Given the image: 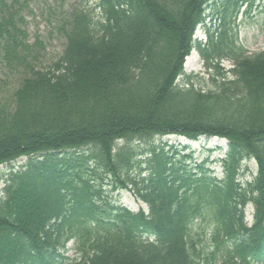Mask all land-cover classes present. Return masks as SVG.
<instances>
[{"label":"trees","instance_id":"obj_1","mask_svg":"<svg viewBox=\"0 0 264 264\" xmlns=\"http://www.w3.org/2000/svg\"><path fill=\"white\" fill-rule=\"evenodd\" d=\"M209 2L99 0L97 18L91 7L75 9L61 56L41 68L43 43L30 42L20 0H0V66L20 79L0 102V165L28 157L4 180L0 264L264 259V51L245 57L224 31L203 55L238 60L235 78L214 79L208 90L193 75L188 86L174 84ZM168 134L227 137L223 177L213 176L209 157L197 162L163 142ZM133 140L148 149L136 154ZM248 159L258 171L244 183ZM108 176L113 190L132 191L148 211L112 200ZM71 241L74 258L64 254Z\"/></svg>","mask_w":264,"mask_h":264},{"label":"rangeland","instance_id":"obj_2","mask_svg":"<svg viewBox=\"0 0 264 264\" xmlns=\"http://www.w3.org/2000/svg\"><path fill=\"white\" fill-rule=\"evenodd\" d=\"M12 0H7L9 3ZM97 0H20V6L22 7L24 14V26L28 31L29 40L34 43L36 39H39L43 43V47L40 50V58L36 61L37 65L41 68H47L51 66L54 61H56L62 54L66 45V36L64 32L65 19H69L70 13L78 8H83L86 6H91ZM217 3V8L222 9V3L224 0H215ZM264 0H257L255 3V9L253 10L252 17H244L246 8H242V14L237 17L238 27H237V39L236 43L238 46L244 47L245 50L251 52H257L264 48ZM18 7L19 4H16ZM210 13V11H209ZM211 25L219 27L221 24L220 17H213V19L208 20ZM198 39L208 41L209 36L204 34L203 30L198 29L195 35ZM216 40V37H215ZM234 61L227 60L224 61L225 66H233ZM204 60L201 58L197 51H193L192 54L186 59V69L187 72L199 73L207 80H204V89L212 86L211 83V73L207 71L204 67ZM18 75H13L9 73L8 69H3L0 66V102L5 103L9 101L12 97L14 91L19 86ZM215 86V85H214ZM156 143L160 142L159 138H156ZM162 141H168L169 144L177 145H188L190 150L193 151L194 156L199 158L201 161L208 155V151L213 152L212 157L223 156L224 152L218 150L217 144L221 143L218 138H207L201 137L196 141H191L179 136L166 135L162 137ZM125 141L122 140L120 143L123 144ZM136 148V154L143 153L145 149H148L147 144H138V141L131 142ZM211 149V150H209ZM213 149V150H212ZM86 150L91 151V148H86ZM28 160L27 156H22L12 163L1 164L0 165V190L4 187V180L6 179L10 165H14L15 168L20 167ZM245 165L249 167V175H245V178L251 180L255 175L257 170V165L254 160L245 162ZM219 164L216 165L217 171L220 170ZM105 181L104 189L109 192L110 198L117 201L121 205H125L132 211H138L139 209H144L148 211L147 204L139 200L130 190L117 189L113 190L111 184V176ZM244 178V180H245ZM1 199V196H0ZM252 207L247 209V220L250 224L252 222ZM206 231H204L205 235ZM211 245V243L209 242ZM70 257H74L75 253L72 247V242L68 245V251L66 252Z\"/></svg>","mask_w":264,"mask_h":264}]
</instances>
